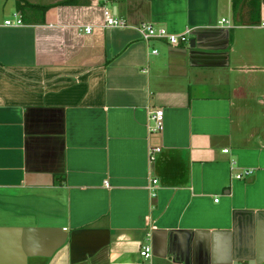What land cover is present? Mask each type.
Masks as SVG:
<instances>
[{
    "label": "crops",
    "instance_id": "obj_1",
    "mask_svg": "<svg viewBox=\"0 0 264 264\" xmlns=\"http://www.w3.org/2000/svg\"><path fill=\"white\" fill-rule=\"evenodd\" d=\"M104 4L0 0V264H264V0Z\"/></svg>",
    "mask_w": 264,
    "mask_h": 264
},
{
    "label": "built area",
    "instance_id": "obj_2",
    "mask_svg": "<svg viewBox=\"0 0 264 264\" xmlns=\"http://www.w3.org/2000/svg\"><path fill=\"white\" fill-rule=\"evenodd\" d=\"M104 1V17H105V22L104 26H124L126 25V22L122 19H118L112 16L110 8L106 4L108 0H103ZM225 22L226 19H223ZM8 25V26H14V25H22L23 24V19L19 13H14L12 18H8L4 20L3 22H0V25ZM93 27L91 26H86L85 31L87 33H90L92 31ZM139 30L141 32L142 38L146 41H149L150 39H158V38H164L166 39L170 44H179L181 42H186L188 41L189 37V32L190 29H187L183 33H172L168 31L166 28L163 27H157L152 23L145 22L141 23L139 25ZM154 54L158 53L157 49L153 50ZM150 120L153 123V125L150 126V130L152 132H157L161 131L164 128V111L163 109H157L154 111H151L150 114ZM160 151V148H153L151 150V159H154V154L155 152ZM225 152H228V149L224 150ZM253 173V169H245L243 172L238 173L236 175L237 178L241 179L245 177L246 175H250ZM158 180L153 179L152 184L149 186L150 190L152 191V195H155V188ZM108 184V182H106ZM218 201V199H216ZM141 256L145 258H151L152 257V247L151 245H146L143 247V249L140 251Z\"/></svg>",
    "mask_w": 264,
    "mask_h": 264
},
{
    "label": "trees",
    "instance_id": "obj_3",
    "mask_svg": "<svg viewBox=\"0 0 264 264\" xmlns=\"http://www.w3.org/2000/svg\"><path fill=\"white\" fill-rule=\"evenodd\" d=\"M238 0H234V2L236 3Z\"/></svg>",
    "mask_w": 264,
    "mask_h": 264
},
{
    "label": "water",
    "instance_id": "obj_4",
    "mask_svg": "<svg viewBox=\"0 0 264 264\" xmlns=\"http://www.w3.org/2000/svg\"><path fill=\"white\" fill-rule=\"evenodd\" d=\"M103 10H104V7H103Z\"/></svg>",
    "mask_w": 264,
    "mask_h": 264
}]
</instances>
